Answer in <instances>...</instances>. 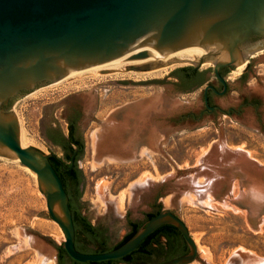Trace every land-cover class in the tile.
I'll use <instances>...</instances> for the list:
<instances>
[{
	"label": "rangeland",
	"instance_id": "rangeland-1",
	"mask_svg": "<svg viewBox=\"0 0 264 264\" xmlns=\"http://www.w3.org/2000/svg\"><path fill=\"white\" fill-rule=\"evenodd\" d=\"M254 59L249 77L259 70L264 84V56ZM200 61L169 65L155 76H141L142 70L127 66L125 73H131L126 75L48 83L14 102L12 110L29 145L62 155L47 142L45 129L65 127L67 107H82V212L105 229L108 246L127 233L128 219L144 221L150 200L160 190L162 208L184 221L197 245L196 259L180 264H264V174H255V163L264 166V132L220 114L214 121L205 116L176 127L169 121L176 111L195 109L200 102H193L199 92L176 94L168 77L184 66H214L212 59ZM153 81L162 85H149ZM253 81L252 89L241 90H264ZM231 97L216 100L224 107ZM156 104L162 112L161 146L151 141V129L139 145L140 154L126 142L113 154L107 145L114 121L109 111H121L124 120L133 109L142 115ZM98 105L100 115L106 116L101 125L90 122ZM261 110L264 119V104ZM239 169L242 176L235 172ZM64 240L61 227L49 215L37 176L19 159L0 156V264H59L57 245Z\"/></svg>",
	"mask_w": 264,
	"mask_h": 264
},
{
	"label": "water",
	"instance_id": "water-1",
	"mask_svg": "<svg viewBox=\"0 0 264 264\" xmlns=\"http://www.w3.org/2000/svg\"><path fill=\"white\" fill-rule=\"evenodd\" d=\"M145 48L180 53L184 59L153 56L144 50L115 63L149 70L204 58L213 60L217 75L220 66L238 68L264 50V0H0V156H17L36 174L49 215L65 235L62 245L80 262L121 258L165 223L179 228L190 252L159 264L189 263L197 257L186 224L169 209L148 219L114 249L80 252L69 196L50 154L19 142L20 126L12 106L28 94L22 91ZM235 172L243 174L241 169ZM255 172L264 174V166L255 163ZM55 205L65 220L54 212Z\"/></svg>",
	"mask_w": 264,
	"mask_h": 264
},
{
	"label": "flooded vegetation",
	"instance_id": "flooded-vegetation-1",
	"mask_svg": "<svg viewBox=\"0 0 264 264\" xmlns=\"http://www.w3.org/2000/svg\"><path fill=\"white\" fill-rule=\"evenodd\" d=\"M259 54L264 56V50L255 55ZM255 55L250 57L245 67H243V70L237 73L238 76L234 78L232 74L236 73L237 70L235 65L220 66L218 69L219 75L215 73L214 66L211 70H207L201 69L200 66L195 65L192 66L189 71L179 70L175 72L174 75H170L168 79H172L171 84L173 86V91L176 94H193L199 92L196 97H194L193 102H200L195 109H188L183 112L176 111L173 113L169 118L172 127L179 126L182 123H197L202 121L205 116H210L212 121H214L216 120L217 115L220 114L223 117H229L230 119L234 117L243 127L248 128L256 126L260 131L264 132V119L261 110V107L264 104V90L257 91L254 89L253 91L247 90L246 92L241 90L243 87L252 89L251 86L254 84L253 80H255L258 85L264 86V84H262L263 80L261 81L260 78V75L262 74L261 71L258 70L255 72L251 79L249 77L253 62L258 58L254 59ZM203 59L200 63H203ZM154 83L162 85V81H153L150 82L149 85H153ZM232 83H234L235 86H232ZM39 86L43 85H36L32 90L22 91V93H30ZM229 97L233 100L227 102L224 107L216 100L224 99L225 101H229ZM13 98H11L6 104L7 109H9ZM157 106V104L154 105L151 110H148L147 112L145 111L142 115L139 110L133 109L124 116V120H122L123 114H121V111H117L116 113L110 110L107 115L112 116L114 121H112L113 124L107 132L109 137V142L107 144L110 148L109 150H111L113 154L119 153L118 151L120 150L121 145L125 142L129 144L132 149L138 150L140 143L143 142V138L151 129L153 131L151 141L155 140V143H153L157 148L159 145L161 146L163 129L159 127L158 120L162 119V115H159L162 112L159 111ZM100 114H102V109L100 105H98L96 110L92 113L90 122H95L101 125L106 119V116H101ZM83 115L84 111L82 107L78 105H70L65 110V127L54 125L45 129V138L49 145L60 149L62 153V155H58L56 152L52 151L49 152L50 157L56 156L58 158L56 159V163L66 174V181L68 186L73 190L75 197H77L78 193L82 190L83 184L81 174L79 180H76L72 177L71 172L73 168H79L78 162L85 149L83 138L84 133L81 129ZM159 130L161 132H159ZM137 153L140 154L139 150ZM68 156L69 158H67ZM160 197L161 191L157 190L148 204L150 210L145 212L144 221L139 222L141 226L144 222L150 219L148 214H157L163 209L159 203ZM77 201L81 203V198H78ZM129 229L128 226V230ZM98 230L106 234L104 228L98 226ZM179 232L182 238L175 236L176 233L174 232L170 238L168 247L169 252L178 254L175 257L183 256L190 252V248L185 238L180 230ZM162 240L166 242L168 241L166 234L162 236ZM63 260L64 258L60 261L63 262ZM168 260L170 259L160 257L157 262L159 264Z\"/></svg>",
	"mask_w": 264,
	"mask_h": 264
},
{
	"label": "trees",
	"instance_id": "trees-1",
	"mask_svg": "<svg viewBox=\"0 0 264 264\" xmlns=\"http://www.w3.org/2000/svg\"><path fill=\"white\" fill-rule=\"evenodd\" d=\"M191 68L192 66L180 67L172 71L171 75H174L175 72L179 70L189 71ZM67 158H69V156ZM56 159H58L56 156L50 157V161L59 174L63 182V186L69 196V206L72 212V218L75 227V246L77 250L84 253L105 252L120 246L135 234L141 225L138 221L128 220V226L130 229L127 231V233L117 243L112 246H108V236L104 232L99 231L98 226L92 224L87 216L82 212V205L77 201L78 198L82 197V190L78 193L77 197L74 196L73 190L68 186L66 181V174L58 166ZM71 172L74 179L79 180L80 174L83 179V173L80 168H73ZM154 215L156 214H148V217L151 218ZM174 232L176 233L175 236L182 238L178 228L175 225L168 223L163 224L146 236L141 241L139 246L127 255L118 259H106L100 261L80 262L72 259L61 243L57 245L58 262L59 264H65L66 260H69L72 264H158L157 260L160 257L171 259L178 255L169 252L168 249L170 238ZM164 234H166L168 237L167 242L162 240V236ZM63 258L64 260L61 262L60 260Z\"/></svg>",
	"mask_w": 264,
	"mask_h": 264
},
{
	"label": "bare ground",
	"instance_id": "bare-ground-1",
	"mask_svg": "<svg viewBox=\"0 0 264 264\" xmlns=\"http://www.w3.org/2000/svg\"><path fill=\"white\" fill-rule=\"evenodd\" d=\"M147 50L148 54H151L153 56H158V57H164V56H170V57H174L177 59H181L183 60L184 57L180 54V53H176V52H171V53H161L153 48H145V49H140V50H134L131 51L123 56L111 59L107 62L101 63V64H97V65H93V66H89V67H85V68H81V69H76L71 71L70 73L66 74L64 77H62L60 80L55 81V83H53L52 85H57L60 84L64 81L67 80H79V81H83L87 78H99L102 75H107V76H120V75H126V74H130L131 72H127L125 73V67L129 66V64H123V63H115L116 61L122 60L124 58H128V57H132V55H134L135 53H138L140 51H144ZM196 60V59H195ZM192 60H187V61H182V62H177V63H172V64H167L164 65L162 67L156 68V69H149V70H142V72H139V75L141 76H152V75H159L162 73V71H164L165 69L167 70L168 66L170 65H177V64H183V63H187L190 62ZM244 63L241 64L236 72H240L243 67H244ZM117 127V126H116ZM21 129V128H20ZM115 129V128H114ZM25 133V132H24ZM22 130H19V142L21 144L22 147H28L29 145V140L26 138V136L24 135ZM102 134V133H101ZM153 136V135H152ZM155 136V135H154ZM103 137V136H102ZM101 137V138H102ZM156 137V136H155ZM97 140V139H96ZM153 140V139H152ZM155 141V140H154ZM152 141V142H154ZM116 143V141H115ZM155 143V142H154ZM111 144V143H110ZM97 145V144H96ZM114 146V145H113ZM116 148V147H115ZM105 150V149H104ZM103 151V150H102ZM117 154V153H116ZM15 160H18V157L16 156ZM25 167V166H24ZM26 169L30 170L28 167H25ZM31 171V170H30ZM32 172V171H31ZM33 175L36 176V174L34 172H32ZM54 212L61 217L63 220H65L62 211L60 210L58 205H55L53 207Z\"/></svg>",
	"mask_w": 264,
	"mask_h": 264
}]
</instances>
